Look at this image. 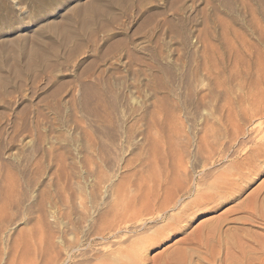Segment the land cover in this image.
Wrapping results in <instances>:
<instances>
[{
  "label": "rangeland",
  "instance_id": "374dc122",
  "mask_svg": "<svg viewBox=\"0 0 264 264\" xmlns=\"http://www.w3.org/2000/svg\"><path fill=\"white\" fill-rule=\"evenodd\" d=\"M116 1L0 0V264L22 252L39 264H96L127 250L145 255L135 264H159L224 216L230 237H264V224L230 220L241 201L264 205V160L235 200L179 231L156 238L176 208L120 239L101 233L119 184L137 193L154 171L181 173L183 159L207 187L260 145L251 126L264 122L244 113L237 134L220 116L264 112V0ZM211 125L210 141L229 157L209 164L198 141Z\"/></svg>",
  "mask_w": 264,
  "mask_h": 264
},
{
  "label": "bare ground",
  "instance_id": "6f19581e",
  "mask_svg": "<svg viewBox=\"0 0 264 264\" xmlns=\"http://www.w3.org/2000/svg\"><path fill=\"white\" fill-rule=\"evenodd\" d=\"M116 4H118L117 1ZM223 111L220 115L222 118L221 122L225 123L228 126H231L237 134H244L242 130L241 132H239V128L241 126L239 118L242 117L241 115H243L244 113L247 115L251 114V118L258 115L262 116V114L264 116L263 109H260V107L257 110H253V108H251L249 111L244 112H242V109L240 110V112L232 109H229L227 112ZM250 120L251 119H249V121ZM258 121L259 122H256V125L254 124L251 126V129L255 133L257 132L256 135L258 134V132L259 134H264L262 133L264 132V122L263 120L261 121V119H259ZM221 125L224 124L221 123ZM205 129L206 133H204L203 135L201 134L199 137L200 139L198 141V147L205 153L209 164H211L215 163L213 162V159L216 156H218L219 159L220 157L223 158L224 156H226L227 151L226 149L223 152L216 150L215 142L210 141L207 132L209 129H211L212 131V125ZM260 135L257 136V138L255 137L256 140H260L259 146H255L248 151H244L246 149L243 148V154L241 152L240 155H234L235 157L229 165V167L233 168L234 171H232L231 168H227L225 171L221 172L219 176L215 178L210 184H208L207 187H199V180L195 176L196 172L193 171V168L192 170H190L188 168L187 162L183 159L177 161V167L181 170V173L179 174H177L175 171L176 167L175 170H172L171 168L168 169L167 167L166 174L163 175V177L154 175V171L152 174L153 177H150V179L145 182V179L141 181L140 183L143 184L141 185L144 188H141L137 183L138 181H136L135 183H137L140 188L138 189L137 193L135 192L136 189L134 190V192H128L126 190V186L128 184H126L125 182L119 184L115 192L116 201H114V206L112 205L113 208L111 207L112 215L110 216V218H104L106 220V226L101 233H103V236L107 234L112 236L114 235V237H119L120 234L123 233V230L126 231V229L128 230V228H132L131 226L133 225L147 222L148 219L162 217L170 209L177 208V212H170V220H168L169 224L157 233L156 238L159 236L162 237L168 230H170V232L171 230L174 231L175 229H177L178 231L181 230V228L188 221L192 220V218L196 217L197 215H201V213L204 212L213 211L224 202L235 200L238 197V194H241V192L244 191L245 186L248 184L247 179L252 173L250 172L251 168H255L256 161L264 160V135ZM256 140L253 139L251 141L255 143ZM234 142L235 140L230 142L228 148H232ZM247 144L244 143V147ZM254 145L255 144H253V146ZM158 161L162 162L163 159H158ZM154 163H156L155 165H157V160ZM174 166H176V164ZM154 168H156V166ZM244 169H247L249 171L245 172L243 171ZM242 172L245 174H243ZM149 174H151V172L147 175ZM132 186H134V183ZM194 187L196 188L194 189ZM193 190L194 193L197 192L195 193L196 196H194L192 200L185 202L184 199L191 197V192H193ZM222 193L225 197H222ZM235 210V217L233 216L231 218L230 216V220L237 225H239V223L252 225L256 222L264 224V205L262 203H259L256 200V197L251 198V200L247 202L241 201V203L236 206ZM189 211H191L192 213H190ZM227 220V216L220 217L218 219L216 218L215 220H209V222L203 224L204 226H202L194 235L185 237L182 240V242L186 244L185 247L177 246L170 252V254L166 258L162 259L159 264H196L194 262V259L196 258L198 260L201 259V257H203L202 260H205L208 264H264V237L260 238L262 240H259L254 239L256 238V236H253V241L246 238L247 240H250L246 242L236 236L230 237L231 235L229 236V233L232 230V227L224 229V224L227 223ZM142 225L144 226V223ZM122 237L123 235H121V237H119L118 239ZM247 242H250L252 245H248ZM140 244L142 243L140 242ZM218 247H223L222 249L224 254L220 253L219 255L216 250L214 251V249ZM232 252H237L234 253L237 255L232 254ZM36 253L41 254L42 252ZM202 253L205 255V257ZM199 254H202L203 256L201 255V257H199ZM96 257L100 260V262L96 264H135L134 262L138 263L139 261H142L145 255L143 254V252H130L129 250H127L126 252H110L106 255H103L102 257L96 255ZM10 264H39V262L36 255H32V253L30 252H22V254L19 256V261L15 262L14 259ZM73 264L78 263L75 261Z\"/></svg>",
  "mask_w": 264,
  "mask_h": 264
}]
</instances>
